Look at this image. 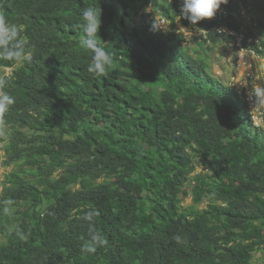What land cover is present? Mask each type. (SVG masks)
Returning <instances> with one entry per match:
<instances>
[{"label": "trees", "instance_id": "trees-1", "mask_svg": "<svg viewBox=\"0 0 264 264\" xmlns=\"http://www.w3.org/2000/svg\"><path fill=\"white\" fill-rule=\"evenodd\" d=\"M148 3L0 0L32 57L0 49L10 69L0 93L14 98L0 116V165L11 166L0 264H264V129L210 60L234 42L218 26L264 56V0H228L225 16L196 25L178 0H156L167 21L157 31ZM88 6L101 9L96 39L112 56L103 77L86 70L78 13ZM177 23L198 31L193 45ZM93 232L107 244L90 253Z\"/></svg>", "mask_w": 264, "mask_h": 264}, {"label": "clouds", "instance_id": "clouds-1", "mask_svg": "<svg viewBox=\"0 0 264 264\" xmlns=\"http://www.w3.org/2000/svg\"><path fill=\"white\" fill-rule=\"evenodd\" d=\"M155 2L156 0H149L144 11L154 14ZM227 2L228 0H178L179 18L183 17L190 25H196L203 19L212 18L220 5L226 4ZM78 16V27L82 29L85 36L83 46L89 50L92 60L86 70L94 78L106 76V69L112 62V56L96 39L101 23V9L88 6L79 11ZM150 30H167V27H165L163 21L157 20L154 14ZM18 36L19 29L17 26L8 24L3 17H0V49L4 50L5 58H23L25 61L30 62L32 59L31 55H25L24 51L28 41L26 39L18 41ZM3 84L4 81L0 80V87ZM13 103V97L6 93H0V116ZM93 215V213H88L84 219L90 221ZM90 237V241L83 246L86 252L94 253L97 247H102L107 244V240L99 233H90Z\"/></svg>", "mask_w": 264, "mask_h": 264}, {"label": "built area", "instance_id": "built-area-1", "mask_svg": "<svg viewBox=\"0 0 264 264\" xmlns=\"http://www.w3.org/2000/svg\"><path fill=\"white\" fill-rule=\"evenodd\" d=\"M215 14L217 16H225L227 11L218 9ZM246 18L249 19L248 17ZM158 20L163 21L165 27H167V21L164 18H158ZM215 30L217 33L225 32L234 39V42H231L236 49L237 64L239 66L241 65L243 70L241 79L235 80L232 85L243 96L247 116L252 126L264 129V56H259L254 49L243 46L241 42L244 37L241 33L228 30L223 26H218ZM177 31L182 32L179 28ZM202 33L204 34V32ZM246 40L247 42L253 41L257 43V39L252 40L251 38H246ZM230 79L234 80V76L232 75ZM236 85H238V87Z\"/></svg>", "mask_w": 264, "mask_h": 264}, {"label": "rangeland", "instance_id": "rangeland-1", "mask_svg": "<svg viewBox=\"0 0 264 264\" xmlns=\"http://www.w3.org/2000/svg\"><path fill=\"white\" fill-rule=\"evenodd\" d=\"M177 27L181 29V31L184 33V36L186 38V45H193V38L198 34L197 33L198 31L191 29V26L189 25H182L180 23H177ZM236 58H237L236 49L231 41L225 44L214 46L210 53V60L212 64L211 69L213 73L216 76L220 77L222 80L234 84L235 80L241 79V73L243 70L242 66L241 65L239 66L237 64L238 62ZM9 72H10L9 68H0V79L3 75L8 74ZM232 75L234 76V80L230 79ZM236 86L238 87V85ZM245 113H247V111H245ZM3 153H4L3 147L2 145H0V163L4 159ZM10 169H11L10 165L9 166L0 165V181L3 175ZM190 202L191 201L189 196L184 197L182 199L183 206L190 204ZM259 255L260 253H255L254 257H259ZM259 261L261 262L262 260L259 259Z\"/></svg>", "mask_w": 264, "mask_h": 264}]
</instances>
